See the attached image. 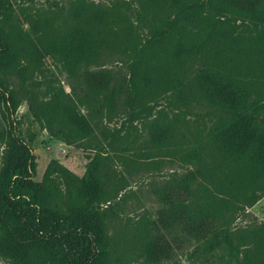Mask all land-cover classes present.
Listing matches in <instances>:
<instances>
[{"label":"trees","instance_id":"obj_1","mask_svg":"<svg viewBox=\"0 0 264 264\" xmlns=\"http://www.w3.org/2000/svg\"><path fill=\"white\" fill-rule=\"evenodd\" d=\"M12 1L0 0V88L13 112L19 103L12 79L30 82L47 57L71 73L98 66L109 58L112 34L128 23L122 4L74 0L64 19L25 11L30 29L24 30L11 12ZM139 2V17L164 16L146 41L134 44L128 91L124 97L113 91L112 105L149 113L158 109L149 126L152 148L167 159L197 166L159 196L166 209L144 218L142 250L148 259L159 252L165 256L168 242L159 244L170 237L178 248L221 249L229 264H264V224L234 231L228 217L264 197V0ZM81 80L89 92L102 95L112 77L88 71ZM28 101L35 121L51 136L72 142L95 132L91 119L62 88L53 89L46 100ZM193 106L206 107L212 115L203 137L200 130L192 134L186 127ZM190 134L198 143L192 149ZM104 153L102 144L81 178L50 165L37 183L29 149L15 131L0 130L2 259L14 264L114 263L116 248L101 207L124 189L117 187L122 179L115 180ZM55 173L64 176V199L52 184Z\"/></svg>","mask_w":264,"mask_h":264},{"label":"rangeland","instance_id":"obj_2","mask_svg":"<svg viewBox=\"0 0 264 264\" xmlns=\"http://www.w3.org/2000/svg\"><path fill=\"white\" fill-rule=\"evenodd\" d=\"M87 1L110 7L124 5L122 11L128 23L110 37L109 58L98 66H82L71 73L53 58L47 57L30 82L24 84L12 79L10 84L17 93L19 104L13 112L0 88V130L7 127L15 131L17 138L29 149L36 166L32 180L37 183L44 180L50 165L54 168L63 166L74 176L83 177L98 146L104 145L105 162L109 163V170L115 180L122 179L117 187L124 189L119 197L101 207L106 213L109 233L116 248L117 256L113 264H229L223 258L225 253L221 249L203 253L191 244L178 248L179 243L173 242L170 237L161 238L159 244L161 247L168 242L166 246L170 251L165 256L159 252L157 257L148 259L142 250L146 241L144 218L166 209V204L159 196L167 194L166 187L174 183L175 179L197 169L195 165H182L176 160L160 156L152 148L149 126L157 116L158 109L149 113L136 106L124 110L112 105L113 91H116L117 97H124L128 91V61L134 44L146 41L153 26L159 23L164 14L153 18L142 13L139 17V0ZM73 2L74 0H13L9 7L18 26L27 30L30 25L26 21L25 11L42 19L57 16L64 19ZM55 22V25L59 23L57 20ZM88 71L110 73L112 82L109 91L102 95L89 92L81 80ZM60 88L72 96L82 113L91 119L95 132L90 138L66 142L51 136L35 121L28 99L46 100L53 89ZM170 116L173 117L174 114L170 113ZM186 118L188 131L195 134L200 130L201 137L206 135L212 121L209 109L193 106ZM192 134L189 140L191 149L198 145ZM107 157L111 160H107L110 159ZM51 180L64 199V176L55 173L51 175ZM228 217L234 231L259 228L264 224V197L252 207L240 208L236 213L230 212ZM0 264L14 263L0 257Z\"/></svg>","mask_w":264,"mask_h":264}]
</instances>
